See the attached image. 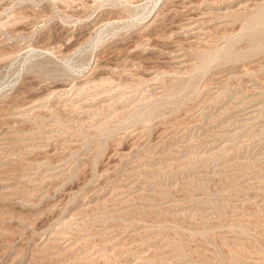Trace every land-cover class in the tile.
Listing matches in <instances>:
<instances>
[{
  "label": "rangeland",
  "instance_id": "374dc122",
  "mask_svg": "<svg viewBox=\"0 0 264 264\" xmlns=\"http://www.w3.org/2000/svg\"><path fill=\"white\" fill-rule=\"evenodd\" d=\"M0 264H264V0H0Z\"/></svg>",
  "mask_w": 264,
  "mask_h": 264
}]
</instances>
